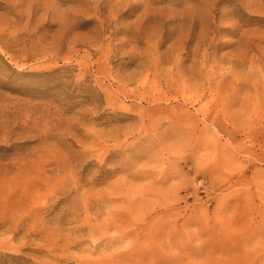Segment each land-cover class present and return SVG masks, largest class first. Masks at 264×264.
<instances>
[{
    "label": "rangeland",
    "instance_id": "374dc122",
    "mask_svg": "<svg viewBox=\"0 0 264 264\" xmlns=\"http://www.w3.org/2000/svg\"><path fill=\"white\" fill-rule=\"evenodd\" d=\"M0 264H264V0H0Z\"/></svg>",
    "mask_w": 264,
    "mask_h": 264
}]
</instances>
